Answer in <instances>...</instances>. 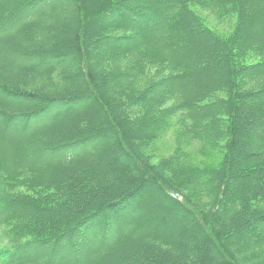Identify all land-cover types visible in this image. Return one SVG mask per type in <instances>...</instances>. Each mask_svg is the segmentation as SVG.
Masks as SVG:
<instances>
[{"label":"trees","instance_id":"16d2710c","mask_svg":"<svg viewBox=\"0 0 264 264\" xmlns=\"http://www.w3.org/2000/svg\"><path fill=\"white\" fill-rule=\"evenodd\" d=\"M0 264H264V0H0Z\"/></svg>","mask_w":264,"mask_h":264},{"label":"rangeland","instance_id":"374dc122","mask_svg":"<svg viewBox=\"0 0 264 264\" xmlns=\"http://www.w3.org/2000/svg\"><path fill=\"white\" fill-rule=\"evenodd\" d=\"M60 110L62 111V109H60ZM57 112H59V111H57ZM35 125H37V120H35V121L32 122V124H31V127L32 128L31 129H34L35 128L34 127ZM162 147H163L164 151H168V153L170 151H172L173 150V141H172V139L167 138L166 141L163 143V146ZM146 193L147 192H145L144 196L139 197L140 199L137 200V208H138V210L139 209L142 210V213L144 214V217L145 218H146V216L148 214L147 211H146V208L148 207L147 202L149 200H151V204H155L156 201H159L160 200L157 196L152 195L149 192L147 194ZM144 201H146V203H144ZM135 211H136V213L139 212L137 210H135ZM125 216H127V215H125ZM132 217H133L132 219L134 220V215ZM130 220H131V218H130ZM135 225H137V224L135 223Z\"/></svg>","mask_w":264,"mask_h":264}]
</instances>
